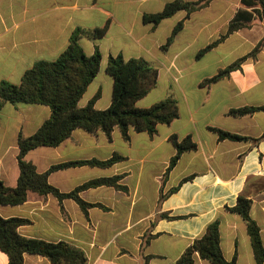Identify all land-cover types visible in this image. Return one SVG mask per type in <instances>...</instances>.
Returning <instances> with one entry per match:
<instances>
[{
  "label": "crops",
  "instance_id": "1",
  "mask_svg": "<svg viewBox=\"0 0 264 264\" xmlns=\"http://www.w3.org/2000/svg\"><path fill=\"white\" fill-rule=\"evenodd\" d=\"M174 1L199 0H0V83L19 85L23 74L38 61H54L68 46L74 30H104L97 39L81 38L85 56L97 49L99 70L78 102L83 108L97 94L94 109L110 106L112 79L107 60L120 55L124 61L143 59L157 70L156 84L136 103L139 109L171 98L178 116L156 133L130 131L125 142L114 129L111 139L76 129L57 147H38L24 160L37 173L51 166L78 161L104 162L123 158L108 168L68 167L55 170L48 183L60 194H70L93 180L123 176L118 185L83 190L79 198L92 205L84 215L78 205L51 195L28 193L25 203L0 206L3 219L30 222L19 235L48 243L65 242L80 249L87 264H175L206 227L219 222L220 249L225 261L256 264L242 219L225 210L239 195L252 201L250 217L259 228L264 249V46L247 57L240 68L212 84L205 80L250 54L264 38V24L254 18L247 27L230 34L200 57L199 51L217 42L239 10L251 13L240 0H212L206 8L180 11L155 28L145 15L162 12ZM183 22L166 51L174 27ZM256 108L252 115L231 117L230 110ZM50 118L42 105L6 103L0 109V181L14 188L19 171L17 138L32 136ZM214 128L236 136L260 139L219 141ZM191 137L196 150L183 153L164 178L175 149L170 137ZM192 177L159 202L160 194ZM165 215L168 218H162ZM0 264H7L0 251ZM23 264H51L37 255L24 254ZM193 264H211L194 257Z\"/></svg>",
  "mask_w": 264,
  "mask_h": 264
},
{
  "label": "trees",
  "instance_id": "2",
  "mask_svg": "<svg viewBox=\"0 0 264 264\" xmlns=\"http://www.w3.org/2000/svg\"><path fill=\"white\" fill-rule=\"evenodd\" d=\"M212 0H199L195 3L174 1L167 4L162 12L154 15H145L142 20L145 24L155 28L162 20L175 15L180 11L186 13V18L193 12L206 8ZM241 4L251 13L239 10L228 25L227 32L219 41L199 51L197 57L202 56L230 34L237 32L257 18L264 24V0H240ZM183 22H179L172 30L166 43L161 47L166 51L172 44L176 34L182 29ZM104 30L76 29L69 38L67 48L54 61H38L27 70L19 85L8 82L0 83V109L4 104L42 105L50 109V118L30 137L17 138V164L18 179L14 188H7L0 181V206H18L26 202L28 193H35L40 197L48 195L56 198L60 203L63 199H72L87 215V210L100 205H92L83 202L79 193L83 190L95 187H112L116 190H124L118 185L123 176L98 179L90 181L76 188L70 194H60L48 183V176L55 170L68 167H98L108 168L123 160L121 156L113 155L109 160L99 162L96 160L70 162L51 166L45 173H37L34 165L24 160L25 155L38 147H57L68 139L72 132L81 129L88 134L95 135L101 132L110 140L114 129H117L125 142L129 141L130 131L134 133H146L150 137L155 135L158 125H169L177 118V106L175 100L164 99L147 109H139L136 103L144 98L156 84L157 70L143 59H130L124 61L118 56H110L107 60L106 74L112 79V94L110 106L103 110L94 109L97 94L83 108L78 107L82 95L98 73L101 56L96 49L92 56L84 55L79 40L81 38L97 39L102 37ZM264 46V38L257 44L247 56L237 60L228 67L220 70L211 79L205 80L204 85L212 84L227 77L231 72L240 68L247 57L254 58L256 53ZM256 108H241L230 110L227 115L231 117H244L252 115ZM216 133L219 141L230 140L234 142L251 141L218 129L209 128ZM170 142L175 149L174 156L170 159L164 173V178L176 165L180 156L185 152L196 150V145L191 137H185L181 141L176 136L170 137ZM192 177L184 178L177 187L169 190L165 195L160 194L159 202L170 194L175 193L179 186L190 181ZM252 201L239 195L236 204L226 211L238 215L246 226L247 235L250 238L256 264H264V249L262 247L259 228L250 217ZM162 218H168L165 215ZM30 222L20 218L3 219L0 217V251L6 256L7 264H23V255L31 254L45 258L51 264H87L83 251L65 242L48 243L38 239L24 238L18 233L22 226ZM211 264H235L223 258L219 241V222L209 224L203 234L195 239L184 251L175 264H193L194 257Z\"/></svg>",
  "mask_w": 264,
  "mask_h": 264
}]
</instances>
